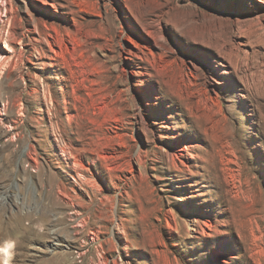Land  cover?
I'll return each mask as SVG.
<instances>
[{
	"label": "rangeland",
	"instance_id": "rangeland-1",
	"mask_svg": "<svg viewBox=\"0 0 264 264\" xmlns=\"http://www.w3.org/2000/svg\"><path fill=\"white\" fill-rule=\"evenodd\" d=\"M0 264H264V0H0Z\"/></svg>",
	"mask_w": 264,
	"mask_h": 264
},
{
	"label": "bare ground",
	"instance_id": "bare-ground-1",
	"mask_svg": "<svg viewBox=\"0 0 264 264\" xmlns=\"http://www.w3.org/2000/svg\"><path fill=\"white\" fill-rule=\"evenodd\" d=\"M74 205L77 206L76 203H74ZM78 216H79V215H78ZM84 221H85V220H84ZM84 221H82V223H83ZM82 223H81V224H82ZM208 224H210V223L205 222V226H206V227H207ZM82 225H83V224H82ZM204 228H205V227H204ZM204 228H203V230H205ZM187 230L189 231V224H188ZM12 246H13L12 242H11V241H7L5 249H6V251H8V254L10 253V251H11V247H12Z\"/></svg>",
	"mask_w": 264,
	"mask_h": 264
},
{
	"label": "snow or ice",
	"instance_id": "snow-or-ice-1",
	"mask_svg": "<svg viewBox=\"0 0 264 264\" xmlns=\"http://www.w3.org/2000/svg\"><path fill=\"white\" fill-rule=\"evenodd\" d=\"M5 251H6V249H5Z\"/></svg>",
	"mask_w": 264,
	"mask_h": 264
}]
</instances>
